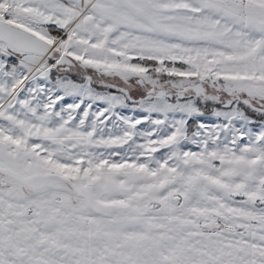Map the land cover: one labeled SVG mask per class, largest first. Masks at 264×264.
<instances>
[{
    "label": "snow or ice",
    "instance_id": "1",
    "mask_svg": "<svg viewBox=\"0 0 264 264\" xmlns=\"http://www.w3.org/2000/svg\"><path fill=\"white\" fill-rule=\"evenodd\" d=\"M0 264H264V0H0Z\"/></svg>",
    "mask_w": 264,
    "mask_h": 264
}]
</instances>
